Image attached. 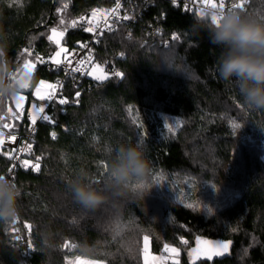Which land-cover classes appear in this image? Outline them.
I'll list each match as a JSON object with an SVG mask.
<instances>
[{
  "label": "trees",
  "instance_id": "trees-1",
  "mask_svg": "<svg viewBox=\"0 0 264 264\" xmlns=\"http://www.w3.org/2000/svg\"><path fill=\"white\" fill-rule=\"evenodd\" d=\"M67 1L70 7L62 18L54 11L65 0H0V43L6 45L13 76L25 59L36 64L38 54L54 51L48 39L52 28L63 29L65 45L74 47L86 37L72 22L114 0ZM157 1L148 20L158 17L166 36L175 33L178 40L159 47L142 27L133 28L132 36L124 26L105 34L93 65L109 78L97 81L86 75L80 86L67 82L61 98L67 103L53 102L49 113L54 123H39L35 135L39 170L19 168L10 174L12 159L0 154V173L21 188L18 219L0 224V264H68L75 258L143 264V232L150 235L153 252L159 254L164 244L180 250L179 260L169 264H264V111L247 109L235 84L220 77L222 50L196 26L197 16ZM241 14L264 22V0H250ZM36 66L26 108L37 100L33 90L39 81L59 77ZM44 102L37 100L38 105ZM10 103L0 107V128L22 131L25 126L18 114H10ZM176 120L183 124L170 132L168 125ZM121 143L144 149L151 166L149 186L134 183L109 192L96 208L78 204L69 185L86 174L87 182L105 190L103 164L109 166ZM196 178L221 187L233 183L239 194L209 215L182 201L164 204L160 192L177 195L184 180ZM150 208L155 216L147 212ZM182 240L196 248L230 243L224 255L208 259L195 254L189 260Z\"/></svg>",
  "mask_w": 264,
  "mask_h": 264
},
{
  "label": "clouds",
  "instance_id": "clouds-1",
  "mask_svg": "<svg viewBox=\"0 0 264 264\" xmlns=\"http://www.w3.org/2000/svg\"><path fill=\"white\" fill-rule=\"evenodd\" d=\"M197 16L198 28L207 31L210 42L222 50L218 61L220 77L234 83L243 105L253 111H264V22L237 11L220 13L203 8ZM219 17L213 22L212 17ZM6 45L0 43V107L19 94L20 78H13V66L6 56ZM112 151L111 149L109 150ZM151 166L139 145L121 143L111 155L105 190L87 182L86 174L70 185L74 200L85 208H96L109 198V192H121L133 186L147 185ZM21 188L6 174L0 173V224L16 221L20 214ZM46 246L49 245L45 240Z\"/></svg>",
  "mask_w": 264,
  "mask_h": 264
},
{
  "label": "built area",
  "instance_id": "built-area-1",
  "mask_svg": "<svg viewBox=\"0 0 264 264\" xmlns=\"http://www.w3.org/2000/svg\"><path fill=\"white\" fill-rule=\"evenodd\" d=\"M170 2V5L173 8L180 9L182 12L196 15L198 11H201L203 8L211 7L213 10H219L220 0H210L209 3H205L204 0H176L174 4L172 0H167ZM240 0H224L225 12H228V9L234 3H239ZM158 3L157 0H120L121 7L117 12H112L111 10L115 9L116 0L113 1L110 7L104 9H97V15L94 17L92 12L80 16L75 24L81 33L85 35V39L78 41L74 47H67L65 44L60 43L59 46L55 42L51 43L54 46V51L49 56H44L38 54L39 59H35V62L38 66L46 67L49 71H54L59 74V77L51 82L55 85V95L51 101L44 100L45 102L40 105L44 106V112L40 113L37 116L35 125L31 123L30 115L32 113L28 112V108H24L19 114V122L25 126V128L20 131H11L9 129H2V134L0 139L3 140V143L0 144V154H6L7 156L12 155L18 159H12V166L16 165L14 171L22 169H32L31 167L25 168L19 166V161L28 159L31 163H36V158H33L35 152L34 139L38 131L39 123H53L50 121H45L40 117L43 115H48L51 118V121H54L52 116L49 113V108L51 104L57 100H60L65 93V89L68 81H75L79 86L81 85V80L88 75L89 70L93 66L97 47L100 45L102 38L105 34L115 32L118 27H126L127 36H132V29L135 27H142L146 36L149 37L153 42L157 43L159 47H169L170 44L178 40L179 37L177 34H171L166 36V32L160 19L154 17L153 20H148L147 13L148 11L155 7ZM212 3L217 5L216 8L211 6ZM67 5L65 8L64 5ZM250 4V0H244V8L241 10H235L239 13L246 11ZM187 6V8H186ZM70 7V1L63 2L59 7L55 9V14L58 17H62ZM60 9V11H57ZM124 16L129 17L128 19H123ZM163 17V14H162ZM83 18V19H81ZM164 20V19H163ZM91 27L93 31H86L85 29ZM176 36V39H173V36ZM67 49V52H61L60 56L56 57L57 60L61 61V64L58 66L52 61L54 54L60 50V48ZM71 62L70 64L68 62ZM80 66V72L72 71L73 68ZM52 89L50 90V92ZM12 137H15L13 140ZM39 163V161H38ZM22 239V236H19ZM28 243V242H26ZM30 248V247H29ZM28 255V252L25 253ZM163 254V252H160Z\"/></svg>",
  "mask_w": 264,
  "mask_h": 264
},
{
  "label": "rangeland",
  "instance_id": "rangeland-1",
  "mask_svg": "<svg viewBox=\"0 0 264 264\" xmlns=\"http://www.w3.org/2000/svg\"><path fill=\"white\" fill-rule=\"evenodd\" d=\"M17 1V0H14ZM67 0H65L66 2ZM63 18V17H62ZM63 32V36H59L58 34L56 36H54V39L52 40V42H55L56 39H59L60 43L65 44V31H63V29H59L57 28V33ZM50 35H52V33L50 32ZM66 49V47H65ZM36 59V58H35ZM102 70V72H101ZM88 73H92V75H89V77L95 79V76L97 75H102V74H106L108 75L99 65L95 64L91 67V69L89 70ZM96 80V79H95ZM44 81L45 84L41 85L40 82ZM39 81L34 90H33V96L37 99L38 97L35 95V89L37 87H40V91H41V95H46L47 93L50 92L51 89H49L47 87V84H51V82L46 81V80H41ZM19 95L23 97V99H21L19 106L16 105L15 101L11 100L10 106H9V112L10 114L13 115V117H16L18 114L22 112V110L26 107V99H27V95L23 94L21 92H19ZM37 100H31L29 107H28V112L32 113L33 115L36 114L35 113V109H33V105L35 104L37 107H40V105H38ZM41 101V100H39ZM183 122L180 120H176L172 127L173 128H178L180 125H182ZM2 134V130L0 129V137ZM196 141V140H195ZM253 141V140H252ZM34 158V157H33ZM201 158V157H199ZM182 187L179 190L180 193L177 195H170L167 191L165 193H161V197L162 200H164V204L168 205L170 202H179L182 201L183 204L189 206L191 205V207L195 210H198L200 212H203L205 214H215L218 212V210L221 207L225 206V202L229 201L228 199H234L238 193V190H234V184H228V185H224L223 187L219 186V185H215L213 182H208L199 178L196 179H186L182 182ZM214 186V187H213ZM170 190V189H169ZM168 190V191H169ZM155 195V194H153ZM235 196V197H234ZM205 205H207L208 207H210L212 209V212L209 213L207 208L205 207ZM148 213H151L153 216H155V209L150 208L148 211ZM147 235L149 236V240L147 242V250L145 253V242L143 237ZM140 241H141V245H142V261L143 264H145V256L147 257V264H169V263H174L176 260H179V258H177L176 256L179 254V249H176V252H171V251H166L164 246L161 248L163 252V254H159L156 252H153L151 250V239H150V235H148L147 233H142L140 236ZM182 243L184 244L183 246V252L186 253L187 258L189 260H193L195 258V254L197 253H205L209 250V248L213 247L215 244H212L210 246L209 243L206 244H200V246L198 248L189 245V242H187L186 240H182ZM169 248H173L170 247ZM155 258V259H153ZM85 261H94V260H87V259H82V258H75V259H71L69 260L67 263L68 264H84ZM98 264H102V262L97 261Z\"/></svg>",
  "mask_w": 264,
  "mask_h": 264
},
{
  "label": "snow or ice",
  "instance_id": "snow-or-ice-1",
  "mask_svg": "<svg viewBox=\"0 0 264 264\" xmlns=\"http://www.w3.org/2000/svg\"><path fill=\"white\" fill-rule=\"evenodd\" d=\"M172 2L175 4L176 3V0H172ZM204 2L205 3H209L210 0H204ZM211 6L213 8H216L217 7V5L215 3H212ZM64 7L66 8L67 5L65 4ZM120 7H121L120 0H116L115 9H113L111 11L112 12H117ZM186 8H187V6H186ZM243 8H244V0H240L239 3L232 4L231 7L228 9V11L241 10ZM57 11H60V9H57ZM219 11H220V13L225 12L224 0H220V2H219ZM196 14L198 16H201V17L204 16L203 11H198ZM92 15L95 17L97 15V10H93ZM128 18L129 17H127V16H124L123 17V19H128ZM81 19H83V18H81ZM218 19H219V17H217V16H213L212 17L213 22H215ZM60 23L61 24H64V20L61 19L60 20ZM72 23H73V26H75L76 21H73ZM85 30L86 31H90V32L93 31V29L91 27H89V28H87ZM51 33H52V35H49L48 36V39L50 41H52L54 39V36H56L57 34L59 36H63V34H64L63 32L57 33V28H52L51 29ZM176 38L177 37L174 35L173 36V39H176ZM55 43L57 44V46H59V44H60L59 39H56L55 40ZM24 52L27 53L28 56H31L32 55V53L28 49H25ZM61 52H67V49L60 48V50L57 51L54 54V56L51 58L52 61H53V63H55L58 66L61 64V61L60 60H57L56 57L60 56ZM37 59H39V57H37ZM68 63L70 64L71 62L69 61ZM34 68H35V64H33L29 60L25 59L24 64H23V69H24L25 73L29 77L31 76V72L34 70ZM72 71H74V72H80L81 71V68L78 65L76 68H73ZM101 72H102V70H101ZM88 74L89 75H92V73H88ZM115 75L116 76L123 77V73H120V72L115 73ZM13 78L15 79V76ZM108 78L109 77L106 74H102V75L95 76V79L97 81L106 80ZM40 84L43 85V84H45V82L44 81H41ZM20 87H21V89L28 88L29 87L28 82L26 80H24V79H21L20 80ZM47 87L49 89H52V91L49 92V93H47L46 95H41L40 87H37L35 89V95L38 97L39 100H41V101H44V100L51 101L53 99V97L55 95V85H53V84H47ZM77 96H79V93H77ZM11 99L13 101H15V103H16L17 106H19V103H20L21 99H23V97L20 96L19 94H17V95H14ZM59 103L60 104H65V103H67V100L61 99V100H59ZM33 109H35V113L36 114L30 115V120H31V123L33 125H35L36 120H37V116L40 113H43L44 112V106L37 107L34 104L33 105ZM40 118L43 119V120H45V121H50V122H53L54 123V121H51V118L48 115H43ZM4 127L7 128L8 125L5 124ZM233 127L234 128H239L240 125L239 124H234ZM168 130L170 132L172 131V125L171 124L168 125ZM51 135L53 136V138H55V133L54 132ZM12 139L14 140L15 137H12ZM2 143H3V140L0 139V144H2ZM8 158L10 160L11 159H14V158L18 159L17 157H13L12 155H9ZM39 159H40V157H36V163H31L28 159L20 160L19 161V166L25 167V168L31 167L32 170H37L38 171L39 170V163H38ZM15 167H16V165H13V167L9 169V173L10 174L14 171V168ZM103 168H104L105 173H106L107 172V169H108V164L107 163L103 164ZM94 183H99V181H94ZM148 186L149 185H139L138 187H140V188H146ZM189 207H191V205H189ZM205 207L207 208V210H208L209 213L212 212V209L210 207H208L207 205H205ZM25 227L30 229V226L29 225H25ZM15 239L19 240L20 237L17 236V237H15ZM143 239H144V242H145V253H146V250H147V242L149 240V236L145 235L143 237ZM206 243H208V242H206ZM229 243L230 242H228V243H225V242H216L215 245L212 248H210L205 254L207 255L208 259H211L213 256L224 255L227 252L228 248H229ZM68 246L69 245L66 243L65 244V247H68ZM73 247H74V245H73ZM164 248H165L166 251H171V252H176L177 251L175 248H169V245H167V244H165ZM153 259H155V258H153ZM84 264H98V262L97 261H85ZM145 264H147V257L146 256H145Z\"/></svg>",
  "mask_w": 264,
  "mask_h": 264
},
{
  "label": "water",
  "instance_id": "water-1",
  "mask_svg": "<svg viewBox=\"0 0 264 264\" xmlns=\"http://www.w3.org/2000/svg\"><path fill=\"white\" fill-rule=\"evenodd\" d=\"M53 11V10H52ZM33 64H35V63H33ZM37 70H38V67L36 66V64H35V68H34V70L31 72V76L29 77L26 73H25V71H24V69L22 68V70H21V72L19 73V75L17 76V78H20V79H24V80H26L27 82H28V85H29V87L28 88H24V89H21L20 90V92L21 93H23V94H25V93H27V92H30V91H32V89H33V84H34V82H35V80H36V77H37ZM2 129H5V128H2ZM210 244V246L212 245L211 243H209ZM211 248V247H210ZM209 248V249H210ZM206 253V252H205ZM205 253H197L196 254V258H198V257H202V256H207Z\"/></svg>",
  "mask_w": 264,
  "mask_h": 264
},
{
  "label": "crops",
  "instance_id": "crops-1",
  "mask_svg": "<svg viewBox=\"0 0 264 264\" xmlns=\"http://www.w3.org/2000/svg\"><path fill=\"white\" fill-rule=\"evenodd\" d=\"M26 101H27V99H26Z\"/></svg>",
  "mask_w": 264,
  "mask_h": 264
}]
</instances>
